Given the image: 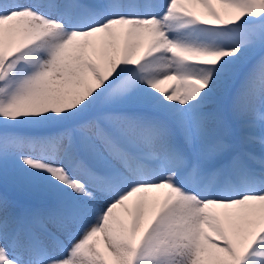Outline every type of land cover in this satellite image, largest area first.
<instances>
[{"label":"snow or ice","instance_id":"1","mask_svg":"<svg viewBox=\"0 0 264 264\" xmlns=\"http://www.w3.org/2000/svg\"><path fill=\"white\" fill-rule=\"evenodd\" d=\"M0 264H264V0H0Z\"/></svg>","mask_w":264,"mask_h":264}]
</instances>
